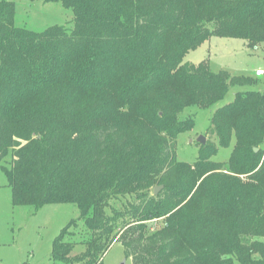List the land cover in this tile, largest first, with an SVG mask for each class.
Listing matches in <instances>:
<instances>
[{
	"label": "trees",
	"instance_id": "trees-1",
	"mask_svg": "<svg viewBox=\"0 0 264 264\" xmlns=\"http://www.w3.org/2000/svg\"><path fill=\"white\" fill-rule=\"evenodd\" d=\"M45 1L70 8L72 27L15 26L0 0V163L13 204L79 209L52 257L99 264L120 242L132 264H264V92L236 90L211 113L215 140L193 162L175 156L195 124L185 108L254 81L185 55L211 36L257 48L264 0Z\"/></svg>",
	"mask_w": 264,
	"mask_h": 264
},
{
	"label": "rangeland",
	"instance_id": "rangeland-1",
	"mask_svg": "<svg viewBox=\"0 0 264 264\" xmlns=\"http://www.w3.org/2000/svg\"><path fill=\"white\" fill-rule=\"evenodd\" d=\"M7 1L15 4V26H23L34 31H42L53 25L72 27L73 12L60 2ZM201 61H206L214 72L226 70L234 75L250 76L254 81L253 84L238 89L230 87L224 99L210 108L190 106L183 110L182 117L192 116L195 120L192 130L180 134L175 146L176 158L185 162L196 160L199 136H204L205 142L215 140L206 130L211 113L216 107L231 101L236 90L255 89L264 92V43L252 49L240 38L211 36L197 48L190 50L183 59V62L192 64ZM256 71H260L261 74L256 76ZM232 145L231 142L228 146L218 147L212 160L227 162ZM7 161H10V157H7ZM4 166L8 167L5 161L0 163V264H72L54 259L52 247L60 231L79 216L77 206L72 203H48L36 209L32 205L13 204L11 187L2 169ZM131 200L130 197L122 198L125 203ZM112 204L121 206L120 200H114ZM161 224L160 221H151L149 228L156 229ZM78 238L76 237V240ZM81 250V245L76 244L71 255ZM122 263L132 264L131 256H126L125 248L120 242H114L102 256L99 264Z\"/></svg>",
	"mask_w": 264,
	"mask_h": 264
},
{
	"label": "water",
	"instance_id": "water-1",
	"mask_svg": "<svg viewBox=\"0 0 264 264\" xmlns=\"http://www.w3.org/2000/svg\"><path fill=\"white\" fill-rule=\"evenodd\" d=\"M198 141H199L200 143H204V142H205V138H204V136H202V135L199 136ZM254 151H257V148H254ZM161 188H162V185L154 186V188H153V194H154V195L157 194L158 191H159ZM122 264H124V263H122Z\"/></svg>",
	"mask_w": 264,
	"mask_h": 264
},
{
	"label": "built area",
	"instance_id": "built-area-1",
	"mask_svg": "<svg viewBox=\"0 0 264 264\" xmlns=\"http://www.w3.org/2000/svg\"><path fill=\"white\" fill-rule=\"evenodd\" d=\"M255 74H256V75H260L261 72H260V71H256Z\"/></svg>",
	"mask_w": 264,
	"mask_h": 264
},
{
	"label": "crops",
	"instance_id": "crops-1",
	"mask_svg": "<svg viewBox=\"0 0 264 264\" xmlns=\"http://www.w3.org/2000/svg\"><path fill=\"white\" fill-rule=\"evenodd\" d=\"M256 76H259V75H256Z\"/></svg>",
	"mask_w": 264,
	"mask_h": 264
}]
</instances>
